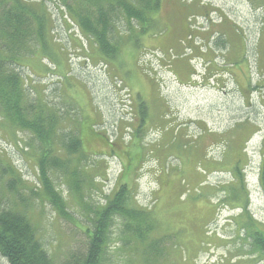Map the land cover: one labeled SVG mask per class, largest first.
I'll use <instances>...</instances> for the list:
<instances>
[{"label":"rangeland","instance_id":"obj_1","mask_svg":"<svg viewBox=\"0 0 264 264\" xmlns=\"http://www.w3.org/2000/svg\"><path fill=\"white\" fill-rule=\"evenodd\" d=\"M56 4L50 3L54 34L65 49L54 41L50 46L63 78L33 79L35 89L48 87L43 96L61 112L70 110L71 124L83 130L82 202L104 204L125 180L163 225L182 228L186 264H264L250 237L251 218L264 229V0H162L146 34L136 32L134 40L123 35L116 60L94 58L88 38L74 37H80L77 28L65 30ZM119 27L129 25L121 19ZM17 137L11 145L0 135V157L39 190L38 168L23 143L31 136ZM49 174L70 217L35 196L26 214L62 264L70 251L84 248L89 222L65 173L51 168ZM118 246L110 243L104 264L123 263ZM0 264L10 263L0 254Z\"/></svg>","mask_w":264,"mask_h":264},{"label":"trees","instance_id":"obj_2","mask_svg":"<svg viewBox=\"0 0 264 264\" xmlns=\"http://www.w3.org/2000/svg\"><path fill=\"white\" fill-rule=\"evenodd\" d=\"M0 1V135L4 142L13 145L18 139L17 132L30 134V139H23V143L31 149L40 183L39 190L29 188L21 173L0 157V254L10 264H57L41 241L38 225L31 221L26 210L35 196L49 201L58 214L69 216L66 200L55 187L49 170L60 168L82 202L84 179L78 164L86 159V151L83 130L78 124H71L70 110L61 112L43 96L48 87L35 89L34 76L40 80L51 75L63 78L59 76L57 50L50 47L52 40L58 47H64L54 34L57 20L50 3L55 1L58 15L65 16L62 21L65 30L79 31L80 37L71 36L82 42L88 38V43L94 45V58L104 55L116 60L125 41L123 35L131 34L126 39L134 40L136 32L146 34L148 26L156 20L154 14L161 9L162 0ZM121 19L129 25L128 30H119ZM133 22L137 23L136 28ZM66 56L70 66L69 54ZM190 65L193 78L196 69ZM237 177L244 182L238 168ZM259 180L264 194V150ZM232 196L236 197L235 192ZM5 197L10 203L4 202ZM245 199L244 208L249 204L248 195ZM83 209L89 222L87 242L84 248L66 254L62 264H104L113 240L119 242L118 251L123 258V263L117 261L119 264H186L188 261L186 243L178 240L182 228L169 229L163 225L156 209L137 202L132 185L125 180L106 196L104 204L85 201ZM251 220L250 237L264 257V229L257 228L254 219Z\"/></svg>","mask_w":264,"mask_h":264},{"label":"bare ground","instance_id":"obj_3","mask_svg":"<svg viewBox=\"0 0 264 264\" xmlns=\"http://www.w3.org/2000/svg\"><path fill=\"white\" fill-rule=\"evenodd\" d=\"M0 2H1V1H0ZM254 2H255V1H254ZM40 3H41V2H40ZM36 6H37V5H36ZM36 9H37V8H36ZM37 10H38V9H37ZM89 15H90V14H89ZM49 32H50V31H49ZM50 34H51V33H50ZM50 34H49V35H50ZM121 35H122V34H121ZM19 37H20V36H19ZM110 37H111V36H110ZM121 37H122V36H121ZM49 38H50V37H49ZM52 38H53V37H52ZM47 39H48V38H47ZM52 41H53V40H52ZM112 42H113V41H112ZM55 43H56V42H55ZM50 44H51V42H50ZM54 45H55V44H54ZM54 45H53V46H54ZM56 46H57V43H56ZM50 47H51V46H50ZM55 50H56V49H55ZM2 54H3V53H2ZM4 54H5V53H4ZM4 56H5V55H4ZM247 59H248V58H247ZM246 63H247V62H246ZM10 67H11V66H10ZM232 199H233V198H232ZM234 199H235V198H234ZM229 200H230V199H229ZM148 201H149V200H148ZM234 201H236V200H234ZM237 201H238V200H237ZM226 204H227V203H226ZM236 206H237V205H236ZM236 206H235V207H236ZM240 206H241V205H240ZM243 208H244V207H243ZM225 214H226V213H224V215H225ZM118 217H119V216H118ZM161 226H162V225H161ZM174 233H175V232H174ZM168 237H169V236H168Z\"/></svg>","mask_w":264,"mask_h":264}]
</instances>
